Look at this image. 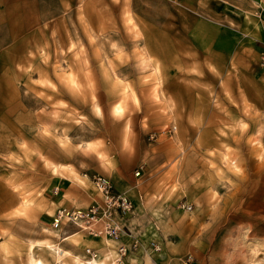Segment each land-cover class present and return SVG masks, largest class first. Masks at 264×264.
<instances>
[{
	"label": "rangeland",
	"instance_id": "rangeland-1",
	"mask_svg": "<svg viewBox=\"0 0 264 264\" xmlns=\"http://www.w3.org/2000/svg\"><path fill=\"white\" fill-rule=\"evenodd\" d=\"M253 17L245 0H0V264H60L46 242L67 264L87 248L105 264H264ZM97 174L129 192L121 260L107 237L52 226L54 175L86 208Z\"/></svg>",
	"mask_w": 264,
	"mask_h": 264
},
{
	"label": "built area",
	"instance_id": "built-area-1",
	"mask_svg": "<svg viewBox=\"0 0 264 264\" xmlns=\"http://www.w3.org/2000/svg\"><path fill=\"white\" fill-rule=\"evenodd\" d=\"M258 17L264 23V16L261 13H258ZM259 65L264 70V50L260 53ZM93 182L101 200L86 208L65 206L58 208L52 226L56 229L60 228L62 221L66 220L88 229L93 236H104L118 243L125 232L123 220L131 210V201L124 193L116 191L106 176L97 174ZM132 244L136 246L137 241L133 240ZM131 245L123 242L117 244L115 250L117 260H121L126 255ZM150 245L156 250L159 249L156 242H151ZM86 253L91 258L97 256V252L91 248H87Z\"/></svg>",
	"mask_w": 264,
	"mask_h": 264
},
{
	"label": "crops",
	"instance_id": "crops-1",
	"mask_svg": "<svg viewBox=\"0 0 264 264\" xmlns=\"http://www.w3.org/2000/svg\"><path fill=\"white\" fill-rule=\"evenodd\" d=\"M248 6L250 8V12L252 11L253 14V20L255 22H260L262 32H260L258 35H256V41L254 42V48L256 51V54L258 55V62H259V56L260 53L264 50V23L261 21V19L258 17V13H261L262 16H264V0H245V7ZM260 66V65H259ZM261 68V67H260ZM262 69V68H261ZM264 71V70H263ZM55 179L52 186V197L60 204L61 206H71V205H79L77 203H82L86 200L87 195H85L83 192H80V188H75L76 192L74 191V188H72V185L70 182H68V178L66 176H60V175H54ZM79 185V184H77ZM115 189H117L119 192H122L126 194V196L129 197V192L127 190V185H119L117 182L116 184H113ZM54 195V196H53ZM96 192L94 191V197H96ZM94 199V198H93ZM132 199V198H131ZM73 207V206H72ZM50 231V230H49ZM58 231V230H57ZM52 233V231H50ZM70 236V235H69ZM69 236H66L67 238ZM123 238V237H122ZM121 238L120 242H123ZM65 240V239H64ZM63 241V240H62ZM115 242V241H114ZM246 242V240L244 241ZM125 243V242H123ZM251 243V245H249ZM247 243L248 251H256L257 250V243L254 241H251ZM251 246V247H250ZM246 264H255L252 259H247Z\"/></svg>",
	"mask_w": 264,
	"mask_h": 264
},
{
	"label": "bare ground",
	"instance_id": "bare-ground-1",
	"mask_svg": "<svg viewBox=\"0 0 264 264\" xmlns=\"http://www.w3.org/2000/svg\"><path fill=\"white\" fill-rule=\"evenodd\" d=\"M52 233L57 235V237H59L61 240H64L67 238V237H63V235L59 234L57 230H53ZM46 245L49 248V251H51L54 254L55 260L60 262V264H67V262H65L62 259V257H65L66 252L63 251L57 243L53 244L51 242L50 243L46 242ZM249 245H251V243H249ZM247 247H248V244H247ZM75 259H78V257L75 256ZM30 264H45V262L43 259H41L39 257L35 258V257L31 256L30 257ZM81 264H105V263L102 259L92 258V259L85 260V261L81 262Z\"/></svg>",
	"mask_w": 264,
	"mask_h": 264
}]
</instances>
